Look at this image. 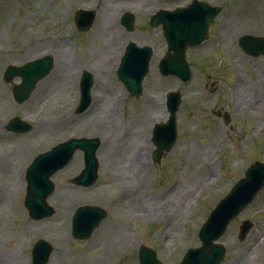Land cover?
<instances>
[{
    "label": "rangeland",
    "instance_id": "obj_1",
    "mask_svg": "<svg viewBox=\"0 0 264 264\" xmlns=\"http://www.w3.org/2000/svg\"><path fill=\"white\" fill-rule=\"evenodd\" d=\"M88 1L0 0V259L18 264L16 257L39 228L58 236L66 234L69 239L70 227L65 226L74 205L96 203L109 211L103 230L75 247L70 242L57 246L69 264H86L90 258L86 246L101 244H105L101 264H139L140 242L156 247L164 264H176L188 248L200 244L199 227L248 164L264 160V56H249L238 45L244 33L264 35V0H246L245 5L235 2L233 9L229 6L220 15L212 39L189 55L196 71L182 86L178 140L159 164H153L150 157L149 129L166 120L163 101L178 83L162 77L154 64L144 81L145 94L134 99L119 82L116 65L107 63L113 53L124 50L128 39L150 43L147 22H141L140 15H146L143 11L135 32L128 33L114 26L115 15L123 7L99 8L97 27L84 37L74 35L77 49L67 35L72 37L75 32V10ZM111 20L113 25L108 24ZM48 51L55 55L53 72L29 102L17 105L3 80L4 68ZM84 69L95 75L94 101L87 111L76 114L78 79ZM19 81L15 78L13 82ZM39 107L43 114L40 129L23 136L4 134V123L10 117L34 114ZM217 109L232 113L229 124L215 115ZM71 136L102 139L99 180L88 189L73 188L65 181L79 166H68L55 176L58 187L50 201L57 214L39 222H23L27 220L23 217L27 214L25 194L18 195L25 189V179L23 184L21 180L27 162L42 148ZM138 146L144 161L137 159ZM130 187L131 194L122 196ZM247 218L254 226L239 241L240 225ZM221 242L228 246L222 264H264V189L233 220ZM21 255L31 261V246Z\"/></svg>",
    "mask_w": 264,
    "mask_h": 264
},
{
    "label": "water",
    "instance_id": "obj_2",
    "mask_svg": "<svg viewBox=\"0 0 264 264\" xmlns=\"http://www.w3.org/2000/svg\"><path fill=\"white\" fill-rule=\"evenodd\" d=\"M242 45L245 47V49L250 52V53H254V54H258L259 52H264V39L262 38H256L254 39L253 37H248V38H244L241 40ZM50 64L51 62H48L47 60L45 61H39V62H33L31 63L27 68L22 69V70H18V72H21L23 74V76L25 77V83H30L31 85H27L28 88L27 91L30 90V87L32 86V80L29 79V77L33 78L34 75L33 73H38V74H42L45 73L49 68H50ZM169 126H172V123L169 124ZM84 140H76L73 141L69 144L64 145L61 149L65 151V156L62 160H64L67 157V154H69L72 150L73 147L77 144L83 145L85 144ZM163 143L169 144L167 143V141H163ZM86 145H90L91 150L88 151V155H89V159L88 162L91 164L92 167H95V156H94V151L92 150V147L97 145V140H92L89 143H86ZM60 150V149H59ZM94 169V168H93ZM264 171V165L263 164H259L256 163L254 165H252L249 170L247 171V178L243 179L244 182H249L251 180V176L252 174H254L255 172L258 171ZM264 182V178L260 181V183H258L256 185V187L258 185H261ZM224 205V202L221 203L218 208H216L215 212H219L222 208V206ZM244 206L243 203H241L238 207H234L233 205L230 206V211L227 212L224 217H222L223 219V228L225 227V225L231 220V218L237 214V212H239V210ZM214 219V217H212L209 221V223L203 228V231L201 232V236L203 238L204 241V246L200 249H198L199 254H198V259L194 260L196 257L193 255L195 254V252H193L194 250H191L190 255L188 256V258L186 257L185 261L182 262L181 264H218L219 261L222 259L223 254H224V249L221 248V246L219 245H215L213 244V239L217 238L218 235L221 233V231L219 230H215L212 228V226L210 225V223L212 222V220ZM220 232V233H219ZM192 255V256H191ZM147 264V263H145Z\"/></svg>",
    "mask_w": 264,
    "mask_h": 264
},
{
    "label": "bare ground",
    "instance_id": "obj_3",
    "mask_svg": "<svg viewBox=\"0 0 264 264\" xmlns=\"http://www.w3.org/2000/svg\"><path fill=\"white\" fill-rule=\"evenodd\" d=\"M137 159H139V161H140V160H143V159H144V153H139ZM138 164H139V163H138Z\"/></svg>",
    "mask_w": 264,
    "mask_h": 264
}]
</instances>
